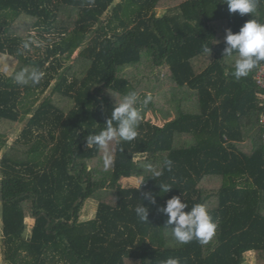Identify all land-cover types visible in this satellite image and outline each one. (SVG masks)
Wrapping results in <instances>:
<instances>
[{"label":"trees","instance_id":"1","mask_svg":"<svg viewBox=\"0 0 264 264\" xmlns=\"http://www.w3.org/2000/svg\"><path fill=\"white\" fill-rule=\"evenodd\" d=\"M167 3L0 0V54L19 61L18 74L27 68L44 74L38 84L27 78L22 84L17 73H0L6 264H163L169 258L245 264L249 253L264 259V107L255 81L264 61L236 80L231 73L238 56L223 55L228 29L238 33L253 19L264 24V0H254V12L244 16L230 13L225 0L170 1V10L158 15ZM33 29L46 42L37 59L30 55ZM25 41L28 49L21 46ZM78 51L75 63L66 65ZM132 90L150 98L138 136L118 140L105 170L102 150L86 147V137L101 130L116 101ZM55 95L71 109L59 106ZM150 110H172L175 118L154 125L145 120ZM26 119L9 145L7 128ZM165 160L172 161L171 171ZM131 178H141L140 185L123 187L121 181ZM161 184L172 189L163 193ZM173 197L188 205L186 212L205 205L217 224L207 243L182 245L173 238L169 217L158 211ZM91 200L97 209L85 218ZM141 203L148 221L135 214ZM28 219L34 223L27 236Z\"/></svg>","mask_w":264,"mask_h":264},{"label":"clouds","instance_id":"2","mask_svg":"<svg viewBox=\"0 0 264 264\" xmlns=\"http://www.w3.org/2000/svg\"><path fill=\"white\" fill-rule=\"evenodd\" d=\"M230 13H239L241 16L254 12V0H225ZM29 41L22 43L23 49L29 48ZM224 57H231L234 53L238 56L231 75L240 80L246 78L251 71L264 61V24L257 23L254 19L246 22L238 33L231 29L226 31ZM205 53H211V48L205 47ZM42 72L34 71L28 77L33 84H38L43 77ZM19 83H26L25 73L21 72L16 77ZM150 98L141 100L134 90L127 91L120 101H116L110 117L99 132H94L86 137V147L96 146L102 150L103 167L108 170L114 163V157L109 151V145L114 140L122 142L134 141L138 136V128L142 119V107L149 103ZM164 166L171 171L172 161L165 160ZM142 186V185H141ZM163 193H168L172 188L166 184L159 186ZM141 188V187H140ZM145 198L153 205L155 197L148 193ZM180 197H173L166 201V205L158 211L169 217L166 227H171V235L179 244H188L198 240L201 244L214 235L217 224L212 220L205 205L197 203L188 209ZM140 221H148L149 209L143 203L134 209ZM163 264H180L178 259L169 258Z\"/></svg>","mask_w":264,"mask_h":264},{"label":"rangeland","instance_id":"3","mask_svg":"<svg viewBox=\"0 0 264 264\" xmlns=\"http://www.w3.org/2000/svg\"><path fill=\"white\" fill-rule=\"evenodd\" d=\"M120 0H118L119 2ZM168 3L166 5H164L165 7L159 9L157 11V14L162 16L164 13H166L167 11H169L170 9L169 7V2L171 1V3H173V5L178 6L181 2H183L184 0H167ZM172 5V6H173ZM168 6V7H166ZM110 15L107 14L104 16V19H107ZM27 18H23V20L21 21L22 23H28ZM19 25V23H16L15 26ZM17 34L18 35H23L24 33L21 31V29H17ZM34 38L32 39V42L34 43V47L30 48V55L34 58L37 59L39 58V54L43 55L44 53V45H46V42H42L39 33L36 29L30 30L29 32ZM42 49V50H38V49ZM79 54V51L76 52L73 56L72 59L70 61H68V63L66 65H72L75 63V60L77 59ZM209 60H205L203 63H201L200 66H202V68H204L207 64H208ZM20 63L16 58H13L11 56L8 55H4V54H0V73L6 77H11L14 74L17 73L18 68L20 67ZM27 72L25 73V78L28 79V77L30 76V74L34 71V68H27ZM18 73L16 74L17 77ZM52 90L48 89L41 97L39 103H42L44 101V99L48 96H50ZM55 99L56 102L59 106L63 107L65 110H69L72 107V103L69 102L68 100L55 95ZM142 100V99H141ZM168 113H165L164 110H150L145 118L146 121L151 122L154 125H158V126H162L165 124V122L167 121L166 116ZM171 118H174L175 116V112L172 111L171 113ZM169 116V115H168ZM167 116V117H168ZM170 118V116L168 117ZM28 119L24 120L22 123L19 124H14L13 126H9L7 128V140L9 145H11L17 138H19L21 132L23 131V129L25 128L26 124H27ZM118 142V140H114L113 142L110 143L109 145V151L111 152V154L114 156V151H115V146L116 143ZM102 155H104L103 151H102ZM2 157V153L0 154V159ZM122 186L125 188H135L138 187L141 183V178H131V179H123L121 181ZM97 209V204L96 202L93 200L88 201L87 204L85 205L84 208V216L85 218H91L93 217V215L95 214ZM33 221L31 219L27 220V225H28V231H27V236L30 234L32 225H33ZM4 248L1 244L0 246V264H6L4 261ZM245 264H264V259H262L261 257H258L255 253H249L246 255V263Z\"/></svg>","mask_w":264,"mask_h":264},{"label":"built area","instance_id":"4","mask_svg":"<svg viewBox=\"0 0 264 264\" xmlns=\"http://www.w3.org/2000/svg\"><path fill=\"white\" fill-rule=\"evenodd\" d=\"M255 81L260 90L258 98L260 99L261 105L264 107V65L257 70ZM261 126L264 128V114L261 117ZM262 143L264 145V132L262 134Z\"/></svg>","mask_w":264,"mask_h":264},{"label":"crops","instance_id":"5","mask_svg":"<svg viewBox=\"0 0 264 264\" xmlns=\"http://www.w3.org/2000/svg\"><path fill=\"white\" fill-rule=\"evenodd\" d=\"M164 111H165V113H168V112L171 113V112H172V110H164ZM170 113L167 114V116L169 115L170 118H168L169 116H168V117L166 116L167 121L165 122V124H167L168 122L172 121V120L175 118V116H174V118H171V114H170ZM165 124H164V125H165ZM164 125H162V126H164Z\"/></svg>","mask_w":264,"mask_h":264}]
</instances>
